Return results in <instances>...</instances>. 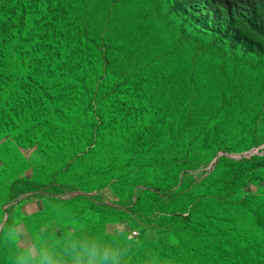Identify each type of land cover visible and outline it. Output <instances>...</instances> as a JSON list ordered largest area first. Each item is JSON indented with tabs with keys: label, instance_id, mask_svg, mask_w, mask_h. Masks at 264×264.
I'll return each mask as SVG.
<instances>
[{
	"label": "rangeland",
	"instance_id": "obj_1",
	"mask_svg": "<svg viewBox=\"0 0 264 264\" xmlns=\"http://www.w3.org/2000/svg\"><path fill=\"white\" fill-rule=\"evenodd\" d=\"M62 4L76 14V32L89 39L76 50L80 67L70 79L77 78L98 107L104 94L119 91L126 113H140L135 124L153 134L162 125L164 137L137 141L138 149L126 152L104 141L103 149L93 153L105 152L111 157L108 166L137 175L136 186L118 187V181L96 175L89 181L81 170L78 175L88 181L80 187L76 160L82 151L76 155V147L64 165L37 181L32 180V168L46 165L38 143L23 150L30 168L20 174L14 168L4 171L0 161V190L11 198L0 213V228L40 212L45 215L32 226L55 221L57 214L72 218L86 207L84 219H104L107 226L128 227L133 235L165 244L175 237L178 251L190 255L185 256L188 264H264V214L245 213L247 207L264 206V171L252 175V182L235 183L236 175H251L264 166V0H243L236 6L228 0H0V18L12 16L8 26L13 28L16 16L28 14L22 22L25 32L38 24L49 5ZM38 25L28 47L50 44L51 52L63 48L60 55L66 58L68 34L44 37ZM64 30L72 34L74 26ZM88 48L94 51V61L87 57ZM93 72L97 76L89 91L84 78ZM96 119L98 125L104 120L98 113ZM98 139L96 133L94 145ZM225 159L239 165L225 166ZM180 160L188 169L176 182ZM221 164L227 172L216 177ZM155 192L159 196L146 197ZM173 195L188 203L183 215L162 204L155 208V200L171 202ZM213 197L228 208L219 217L200 210ZM69 202L74 204L66 205ZM198 222L205 230L197 228ZM216 223L230 229L232 243L221 245L226 249L221 256L215 249L212 256L191 255L190 249L202 248L209 240L214 247L215 233L222 229ZM183 233L188 242L177 236ZM0 242L7 244L4 264H11L13 249L3 233ZM171 250L170 255L175 252ZM236 255L240 261L234 262L230 257Z\"/></svg>",
	"mask_w": 264,
	"mask_h": 264
},
{
	"label": "trees",
	"instance_id": "obj_2",
	"mask_svg": "<svg viewBox=\"0 0 264 264\" xmlns=\"http://www.w3.org/2000/svg\"><path fill=\"white\" fill-rule=\"evenodd\" d=\"M228 1L235 6L243 2V0ZM46 11V13H43L42 19L37 20L36 23L39 24H37L39 28L45 31L44 37L48 34H53L55 38L60 37L61 34L57 33L59 31H64V35L68 34L69 50L66 58H62L60 55L63 48H60L61 50L55 49V52H51L52 46L50 44L34 43L31 48L28 47V41L37 32V29H35L37 25L23 32L25 24L22 22L23 19L25 22L28 14L16 16V21L12 25L13 28L8 26L13 18L12 16L8 15L6 18H0V54L5 51L3 57L0 58V142H2L0 145V161L5 167L4 171L14 168L15 174H20L28 170L30 166L23 150L38 143L39 151L46 157V165L32 168V180L37 181L39 176L49 172L51 168H57L58 170L60 164L64 165L68 161V153L72 150V147H76V155L79 151H82L81 158L76 160V183L80 187L83 186L84 182L88 181L78 175L81 170H84V175L88 176L89 181H92V176L96 175L105 177L110 181H118L116 183L118 187L136 186L138 184L137 175L130 176L125 170L108 166L107 159L111 157H107L105 152H100L95 157H93V153L103 149L104 141L115 143V149H122L124 152L130 151V149H138L137 141L139 143L147 141L148 143L152 137L156 139L164 137V126L160 125L158 130L155 131L156 134H153V131L148 127L139 128V124H135V120L140 113H136V110L126 113L124 104L119 97V91L104 94V98L100 101L101 105L99 107L95 106L92 97H88L85 91L81 90L77 78L76 80L70 79V74L77 72L78 67H80V63L75 62L76 50H82V47L89 39L86 40L79 30L76 32V14L67 5H49ZM77 20L80 23H84L80 16L77 17ZM257 21H259L258 18ZM70 25L74 26V33L72 34L64 30ZM13 33L16 34V37H11ZM87 52L89 60L92 58L94 61L95 54L93 49L90 48L89 50L88 48ZM94 72L96 71L94 70ZM94 72L92 76L84 78L83 85L89 91L93 88L97 76L96 74L94 77ZM113 75L114 73H112ZM96 113L101 116V119H104L100 125H98ZM108 119H110L109 123ZM96 133L97 138L99 137L100 139L94 145ZM107 137L108 139H106ZM87 147L89 148L88 151H86ZM111 150L109 149L106 152ZM256 159L259 160V158ZM225 160L227 161L224 164L225 166L239 165L235 161ZM224 165L221 164L217 168L216 177L227 172V168ZM187 169L185 162L180 160V165L176 168V182L180 181L181 174L186 172ZM260 171H264V166L251 175L247 171L236 175V185L254 181L253 178L255 176L252 175H258ZM156 177H159V175H156ZM157 196L159 195L155 192L148 194L146 197ZM176 197L177 195L171 196L170 199H173L171 202L155 200V208L162 204L169 211L179 212L183 215L184 210L188 208V203L183 202V196L177 199ZM10 201V196L0 190V213ZM67 204L73 205L74 202ZM247 208H245V213L250 212L256 217H261L264 214V206H257L256 209L250 208L251 210ZM85 209L87 208L84 207L83 210ZM225 209L228 208L223 203L220 204L216 197L209 199L208 202L206 201L200 208L201 212L208 213L211 211L217 217L225 213ZM83 210L81 215L72 217L70 220L65 219L61 223L67 224L69 222L74 224V222L84 219ZM55 211L54 209L53 212ZM42 213L25 216L22 222L28 228L37 230L45 224L36 222L32 226L30 223L37 221L39 217H43L45 214ZM196 216L197 214L192 215L190 220H194ZM53 221L49 220L46 224ZM88 222V226L80 225L83 230L81 235H89L97 231V227L108 224L104 219H101L98 223L95 221V224L91 220H88ZM222 225L223 223L218 226L221 227ZM196 226L200 230H205L204 225L200 222L196 223ZM225 227L217 229L215 233L217 241L214 247L211 244V240H209V243H206L204 247L197 250L190 249L189 253L193 255L196 252V257H203L208 252L209 256H212V249H215L217 251L215 255L221 256L223 251L226 250L222 249L221 245L226 242L231 244L234 238L233 234L230 233V229ZM160 233H165V230H161ZM177 236L181 241L183 238H185L186 242L190 239L186 238L184 233ZM158 244H161V246L156 247L155 245ZM164 244L163 241L145 239L142 247L133 249V264H143L146 255L153 252L169 260L171 264H188L185 259L190 257V255L185 254L186 250L181 249L178 251L177 245L167 243L165 244L166 247H164ZM6 247L7 244L0 242V264L6 262L4 260ZM169 247L172 249L171 251H175L171 255ZM244 256L243 253V258ZM230 258L234 262L240 261L237 255ZM252 264L255 263L253 262Z\"/></svg>",
	"mask_w": 264,
	"mask_h": 264
},
{
	"label": "clouds",
	"instance_id": "obj_3",
	"mask_svg": "<svg viewBox=\"0 0 264 264\" xmlns=\"http://www.w3.org/2000/svg\"><path fill=\"white\" fill-rule=\"evenodd\" d=\"M70 217L57 214V220L28 228L23 222L5 224L0 233L13 249L11 264H133V249L142 247L144 235H133L125 227L101 225L89 235H81V224L89 225L87 219L73 223H61ZM95 224V221H93ZM175 243V237H169ZM143 264H171L158 253L146 255Z\"/></svg>",
	"mask_w": 264,
	"mask_h": 264
},
{
	"label": "crops",
	"instance_id": "obj_4",
	"mask_svg": "<svg viewBox=\"0 0 264 264\" xmlns=\"http://www.w3.org/2000/svg\"><path fill=\"white\" fill-rule=\"evenodd\" d=\"M68 223H69V222H68ZM68 223H67V224H68ZM74 224H75V222H74Z\"/></svg>",
	"mask_w": 264,
	"mask_h": 264
}]
</instances>
